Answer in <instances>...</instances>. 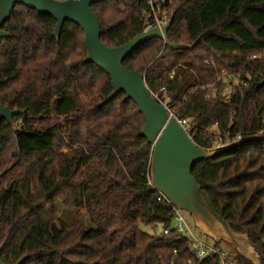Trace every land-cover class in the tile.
Returning <instances> with one entry per match:
<instances>
[{
  "label": "trees",
  "instance_id": "trees-1",
  "mask_svg": "<svg viewBox=\"0 0 264 264\" xmlns=\"http://www.w3.org/2000/svg\"><path fill=\"white\" fill-rule=\"evenodd\" d=\"M146 5L93 4L104 43L120 46L143 33ZM167 7L170 40L195 47L174 50L153 38L124 64L143 72L153 93L167 88L195 144L210 149L216 136L228 143L192 174L214 209L249 234L264 264V0H168ZM56 23L17 4L3 27L11 35L0 37V105L23 110L16 130L0 116L3 261L217 264L190 252L186 235L164 233L174 213L150 183L153 145L141 135L143 113L124 93L102 104L113 91L110 76L86 61L81 26L66 21L58 39ZM219 67L241 71L229 101L223 82L212 91Z\"/></svg>",
  "mask_w": 264,
  "mask_h": 264
},
{
  "label": "water",
  "instance_id": "water-1",
  "mask_svg": "<svg viewBox=\"0 0 264 264\" xmlns=\"http://www.w3.org/2000/svg\"><path fill=\"white\" fill-rule=\"evenodd\" d=\"M104 0H0V37L11 34L4 30L5 23L11 19L13 9L17 4L36 9L41 14H50L56 18L54 35L59 39L66 21L81 26L85 32L88 48L87 62L101 67L111 78L113 91L102 101L106 104L119 93H124L126 99H133L139 111L145 117V125L141 135L153 145L151 156L150 178L152 189L160 191L178 208L187 210L196 227L211 237L215 242L227 241L234 243L237 252L244 258L251 259L253 264H261L260 251L250 240L247 232L234 229L217 211L211 199L202 188L192 170L194 165L203 159L214 157L220 149L208 150L192 139L193 128H184L179 120L168 111L148 86L143 72L128 68L124 60L138 46L153 38L164 39L171 49H191L193 43H175L168 33L174 21V15L168 22L159 27H153L136 35L126 44L109 47L102 40L101 24L92 5ZM23 110L11 109L0 105V116L16 130L15 117ZM21 258L15 264H22ZM0 264L3 261L0 250Z\"/></svg>",
  "mask_w": 264,
  "mask_h": 264
},
{
  "label": "built area",
  "instance_id": "built-area-1",
  "mask_svg": "<svg viewBox=\"0 0 264 264\" xmlns=\"http://www.w3.org/2000/svg\"><path fill=\"white\" fill-rule=\"evenodd\" d=\"M168 0H146V8L143 10L142 14L145 20V28L144 31L153 27L162 28L164 24L168 22L170 19V13H168L167 7ZM210 64L209 61H206ZM241 71L228 70L225 67L218 68L217 81L212 86V91L216 92L218 89V84L220 82L224 83V93L226 94V98L229 101L232 97V90L234 87V83L240 77ZM154 96L158 98V100L166 105L168 111L171 112V115L178 117L170 106L169 102L172 97L167 94V88L163 86L160 90V93H153ZM179 123L186 128H188V119L182 118L179 120ZM192 136V135H191ZM242 135L239 134L236 140H241ZM213 147L208 150L221 149L226 146L228 143L223 142V140L216 136L214 139ZM150 183L152 184V180L150 179ZM157 191V190H156ZM158 192V201L161 202L164 206L171 209L174 213L173 215V223L172 226H169L164 229V233L167 234L170 231L174 230L178 233L186 235L188 237V247L190 252L196 255L199 259L204 258H215L218 259L217 264H237V260L234 257V254L230 253V251L226 250L222 246H218L216 244H210L206 240H204L201 236L199 237L196 232V226H194L192 215L187 210H182L176 207L167 196L162 194L160 191ZM176 252V250H175Z\"/></svg>",
  "mask_w": 264,
  "mask_h": 264
},
{
  "label": "rangeland",
  "instance_id": "rangeland-1",
  "mask_svg": "<svg viewBox=\"0 0 264 264\" xmlns=\"http://www.w3.org/2000/svg\"><path fill=\"white\" fill-rule=\"evenodd\" d=\"M195 226V225H194ZM146 231L148 232H153V228L149 227V226H142ZM162 230V227L159 226V228L157 229L158 232H161ZM196 232L198 234V236L202 237L204 240H206L207 242H209L210 244H216V242L211 238L209 237L208 235H206L205 233H203L201 231V229H199L198 227H196ZM221 246L223 248H225L226 250L230 251V253L234 254L235 252H237V249H236V246L235 244L233 243H230V242H227V241H222L221 243ZM238 253V252H237ZM248 260H251V259H248ZM252 261V260H251Z\"/></svg>",
  "mask_w": 264,
  "mask_h": 264
}]
</instances>
